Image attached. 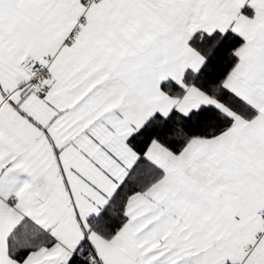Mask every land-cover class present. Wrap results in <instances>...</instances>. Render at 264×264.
Listing matches in <instances>:
<instances>
[{"label": "snow or ice", "instance_id": "snow-or-ice-1", "mask_svg": "<svg viewBox=\"0 0 264 264\" xmlns=\"http://www.w3.org/2000/svg\"><path fill=\"white\" fill-rule=\"evenodd\" d=\"M0 264H264V0H0Z\"/></svg>", "mask_w": 264, "mask_h": 264}]
</instances>
